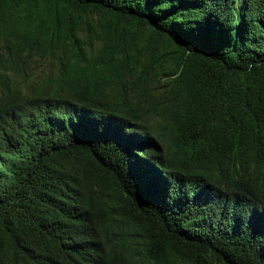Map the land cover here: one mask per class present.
Segmentation results:
<instances>
[{"label": "trees", "instance_id": "obj_1", "mask_svg": "<svg viewBox=\"0 0 264 264\" xmlns=\"http://www.w3.org/2000/svg\"><path fill=\"white\" fill-rule=\"evenodd\" d=\"M31 87L62 120L0 133V264H264V0H0V121Z\"/></svg>", "mask_w": 264, "mask_h": 264}, {"label": "clouds", "instance_id": "obj_2", "mask_svg": "<svg viewBox=\"0 0 264 264\" xmlns=\"http://www.w3.org/2000/svg\"><path fill=\"white\" fill-rule=\"evenodd\" d=\"M23 91L16 105L0 121V133L2 137L12 134L22 147H41L54 138L62 120L61 110L50 101V96H57L58 92H47L40 87ZM194 134L179 137L177 141L181 151H193Z\"/></svg>", "mask_w": 264, "mask_h": 264}, {"label": "rangeland", "instance_id": "obj_3", "mask_svg": "<svg viewBox=\"0 0 264 264\" xmlns=\"http://www.w3.org/2000/svg\"><path fill=\"white\" fill-rule=\"evenodd\" d=\"M81 36H83V34H81ZM86 42H88V41H86ZM99 46H100L99 44H92V49L95 50ZM31 66H32V69L35 70V73H34V77L35 78L41 77V72H47V71L54 70L52 68V66L50 65V61L49 60H44V59H41L39 57H33L31 59ZM161 84H162V82H160V83L158 82V83L152 84L150 86V88L153 89V90L158 89L157 91L160 92L162 90ZM142 94H144V93L142 92ZM144 96L146 98H148V99H150V97H152L151 95H148V94L147 95L144 94ZM152 120H157V118L156 117H152Z\"/></svg>", "mask_w": 264, "mask_h": 264}]
</instances>
